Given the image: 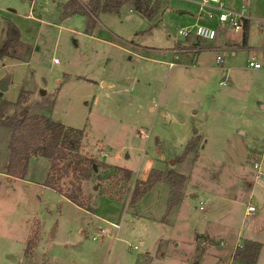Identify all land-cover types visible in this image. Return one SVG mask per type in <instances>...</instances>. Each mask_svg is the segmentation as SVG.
<instances>
[{
    "label": "rangeland",
    "instance_id": "374dc122",
    "mask_svg": "<svg viewBox=\"0 0 264 264\" xmlns=\"http://www.w3.org/2000/svg\"><path fill=\"white\" fill-rule=\"evenodd\" d=\"M3 1L0 8L12 15L33 51L26 62L3 64L7 59L0 56V78L10 74L7 89L0 90V115L17 123L25 115L44 114L83 129L76 149L57 160L67 170H53V175L60 174L55 184L63 191L80 182L88 209L42 184L50 170L44 155L30 154L23 177L5 175L12 128L0 125V264H212L206 255L223 258L222 242L194 235L197 231L220 232L229 242L239 225L254 226L264 240V186L257 185L249 196L247 183L252 161L264 151V73L244 65L250 49L236 48L233 61L242 68L219 84L220 66L229 62L226 46L196 38L201 41L194 54L168 50L183 41L178 26L190 17L178 10L187 6L195 12V0H169L172 8L162 17L167 0H145L144 10H154L153 21L124 9L100 13L97 20L98 11L91 33L84 12L64 19L69 0H35L31 7L30 0ZM224 3L250 15L248 43L256 47L263 39L264 0ZM5 26L6 19L0 44ZM137 43L154 48L137 49ZM28 48L15 44L10 51L27 56ZM195 53L199 65L214 67V74L206 67L195 74L190 66ZM85 158L97 164L94 169L88 163L89 177L80 174ZM76 160L79 167L73 166ZM145 168L156 186L133 200L142 180L136 173ZM170 170L175 175H167ZM216 184L223 185L219 194ZM201 199L203 211L198 210ZM247 202L256 210L242 219ZM32 221L25 253L23 235ZM109 221L120 224L117 237ZM101 228L105 233L93 239Z\"/></svg>",
    "mask_w": 264,
    "mask_h": 264
},
{
    "label": "trees",
    "instance_id": "16d2710c",
    "mask_svg": "<svg viewBox=\"0 0 264 264\" xmlns=\"http://www.w3.org/2000/svg\"><path fill=\"white\" fill-rule=\"evenodd\" d=\"M123 2H130L136 10L148 18H151L154 14V10H144V7L148 5V1L145 0H88L86 4L81 0H69L65 5V12H84L87 16L86 30L87 32H90L96 21L98 11H115ZM75 3L77 4L76 7L74 5ZM247 31L248 20L245 22L243 29V44L246 43ZM15 44H19L21 47L25 46L20 40L18 27L10 19H6L4 38L0 44V56L10 55L13 57H19L15 51H10ZM29 49L30 47L28 48V51ZM9 123L10 122L4 121L0 115V125H9L12 128L8 143L10 153L6 173L11 176L23 177L26 173L27 160L30 154L38 153L44 155L50 159V170L45 176L44 184L55 189L73 203L86 208L81 197L80 182L74 184V188L70 192L63 191L61 188L56 187L55 184L56 178H58L60 174L58 173L56 177L53 175V170H56L57 172L60 169L67 170L66 165L61 166V168L58 167L57 160L67 157L69 150L76 149V142L81 140L83 129L67 126L61 122L48 118L44 114L25 115L20 118L17 123H10L11 125ZM71 137L74 140L73 142L70 141ZM188 150L189 149H187L186 146L183 154ZM89 162L91 165L90 167L93 168V163L89 158H85L82 163L80 174L84 177H89ZM79 165L80 161L78 160L73 164L74 167H79ZM124 171L126 176L130 175L129 169L124 168ZM167 175H175V172L170 170ZM158 177H160V173L158 174ZM155 179L156 178L152 175L151 171L145 180L137 181L134 193L132 194V199H137L141 193L151 187ZM140 184H142L143 187L138 189ZM173 204L175 203H169V206ZM30 238L29 234L25 246V253L28 249ZM260 246L261 244L259 242L247 239L241 248L234 251L233 258L239 257L249 264H254Z\"/></svg>",
    "mask_w": 264,
    "mask_h": 264
},
{
    "label": "crops",
    "instance_id": "0c3cea01",
    "mask_svg": "<svg viewBox=\"0 0 264 264\" xmlns=\"http://www.w3.org/2000/svg\"><path fill=\"white\" fill-rule=\"evenodd\" d=\"M6 1L7 2H10V3L14 2V0H4L3 3L6 2ZM82 1H86L87 2L88 0H82ZM34 2H35V0L34 1L33 0H30V7L34 5ZM194 2L197 3V0H195ZM171 8H172V6L170 5V1L167 0V4L161 10V13H162L161 14V17H162V15H163L164 12L170 11ZM2 9L0 8V36L2 35L3 21H5V19H10L17 26V23L13 19L12 15H10V13L7 10L4 11ZM9 9L12 10V11H15L13 8H9ZM121 9H124L126 11H134V12L138 13L139 15L144 16L141 12H139L138 10H136L134 8V6H132L130 3L123 2L121 4V6L117 10H115V11H99L97 20H99L100 13L115 12L117 14L118 13L120 14ZM40 11H43V10L41 9ZM178 12L179 13H187V14L189 13L190 14V17H188L184 21L183 24H180L178 26V28H180L182 26H186V25H191V24L197 23V22H201V23H205V24L211 25V26L215 27L216 30H217V34H216L215 38L210 39L212 42L213 41L215 42V46H213V47L219 48V47L226 46V47H234L235 48V50H231V51L228 50V54H229L228 60H229V62L228 63H225V64H222L220 66V70L222 72V78L218 81L219 84H225L226 81H227V78L229 77V74H230L229 72H231L232 70L234 71L236 68L240 67V66H236L234 64V61H233V59H234L233 57H235L237 55L236 48H238L239 46L246 47L247 49H250V50L256 49L257 59L262 63L263 67L262 68H258V69H254V68H251V67H247L246 64H244V65L247 68L252 69L254 71V73H256V74L264 73V70H263V68H264V31L262 30L261 25H260V29H261V36L263 34V39H262L261 42L255 44V45H257L255 47V46H253V44L252 45L250 44L251 43L250 39H249V43H248V33H247L246 43L243 44V42H242L243 32L234 30V29L228 27L227 25H224V24L221 25V24H219L215 16L213 18H208L207 16H205L203 10L199 7V5H198L197 10L195 12H192L187 6H182L181 9L178 10ZM27 16L33 17V16H31L30 13H28ZM68 17H69L68 14L65 13L64 19H67ZM144 17L147 18L148 21H153L154 20L153 17L152 18H148L146 16H144ZM161 17H160V19H161ZM41 20H42V18H41ZM155 20H157V19H155ZM38 21H40V20H38ZM58 25L60 26V24H58ZM248 27H250V21H249V19H248ZM18 29H19V37H20L21 42H23V44L25 46H29L30 47L29 52H28L27 56L22 55V56H19V57H13V56H10V55H3L1 57L3 59H7V63L4 62L3 64H9V63H15V62H26L30 58V56L32 54L33 44H31V41H27L26 39H24L22 37V33H21V30H20L19 27H18ZM88 33H91V32H88ZM115 36H118L119 38L121 37L118 34H115ZM100 38L106 39L105 37H102V36H100ZM187 38L189 40H192V42H190ZM196 38H200V37H197L194 34H191L188 37H186L184 39H181L183 41H180L179 45H174V46L170 47L169 49L168 48L167 49L168 50H171L174 53L180 51V52L185 53L187 55L190 54L189 52L193 51V54H194V52L198 50V48H196L195 45L198 44L201 40H203L202 38H201V40H196ZM107 40H109V39H107ZM207 40H209V39H207ZM129 42L130 43H133L132 40H130ZM133 44L135 45V43H133ZM136 46H137V49H139L140 47L141 48H146L145 46H147V48L152 49V50L154 48L153 46L141 45V44L139 45L138 43L136 44ZM249 52H248V54H249ZM137 53H138V51H137ZM193 54L191 55L192 57H193ZM248 54H247V56H248ZM217 55H219V54H216L215 55V61L216 62H219V61L216 60V56ZM143 56L150 57V56H147V55H143ZM54 59H55L54 61H56V58H54ZM221 59H222V57H221ZM168 61H169L168 64L170 62H173L172 60H168ZM190 61L192 63L190 66L193 69H197V70L194 71L196 75H198V73L200 72V70L205 69V67L208 69V72L210 74H214L215 73V68L214 67H211V66L208 67V66H205V65H199V54H197V53H195V58L194 59L192 58ZM240 68H242V67H240ZM190 71L192 72V70H189L186 67L185 72L186 73H190ZM192 75H193V72H192ZM223 79L225 80V82L224 83H220V81L223 80ZM9 80H10V77H9ZM103 84H105L104 81H103ZM110 85H113V83L111 82ZM151 106H150V108H151ZM154 108H155V106H154ZM194 111H195V109L193 110V112ZM67 126H70V125L67 124ZM196 129L194 127V131ZM262 158H264V151L261 152L260 158L257 159L258 161L261 162V167L263 168V159ZM254 162L255 161H252V166L254 165ZM138 172H140V174H141V175H139L140 176L139 178H141L142 180L143 179L145 180V178H147L146 176L148 175V173L146 172V168L144 169V171H137V173L136 172L135 173L138 174ZM4 174L7 175V176H10L9 178H15L16 177V176L8 175L6 172H4ZM247 183L249 185V188H248L249 196H251L254 187H256L257 185H259V186L263 185L264 186V176L257 175L256 169L253 166L252 176L249 177V180H248ZM42 184L47 187V185L44 184V180H43V183ZM155 186L156 185L153 184V186H151V188L149 189V191L151 189L155 188ZM240 186L243 187L242 185H240ZM217 187H219V188H217ZM221 188H223V185L216 184L213 187V190L215 191L214 193L219 194ZM226 189H227V187H225V191L227 193H230V191L229 190H226ZM235 190H236V188H235ZM166 192L168 194V189H166ZM227 196H229V194ZM183 199H184V196H183L182 199L179 198V200H178V202L176 204L179 205ZM201 201L203 203H205V201L201 199V200H199V205L201 204ZM248 204H252V203L247 202V204L245 205L244 211L242 213V219L244 217H246V216H250V215H253L254 214V212L247 214V205ZM199 205H198V210L203 211L205 209V207L202 208V209H200L199 208ZM77 206H79V205H77ZM172 206H175V204H173ZM79 207H81V206H79ZM168 207L170 208V206H168ZM81 208H83V207H81ZM83 209H85V208H83ZM105 221H106V219H105ZM244 221H246V219ZM251 221L254 222V223H256L255 222V218L252 219ZM112 222H114V221H112ZM115 223H117V222H115ZM117 224H118V227H114L113 226L114 229L116 230L115 237H117L118 228L120 226L119 223H117ZM32 225H33V221L29 225V228H26L25 229V233L23 235L24 250H25V246H26V243H27V239L29 237V234L31 233ZM104 233H100L98 236H100V235H102ZM197 233L198 234H203V233L204 234H208V235H206L207 237L208 236L209 237H212L213 236V237H215L217 239H220L221 242H222V251H223V255H224L223 258L219 259V257L216 258V257H214V255H208V254L206 255V254H204L208 258H210V259H207V258L206 259L208 261L211 260L212 261V264H249L248 262H245L244 260H242L239 257L238 258H233V254H234V251L236 250V248L243 246L245 240H247V239L253 240V241H257V242H259L261 244L260 249H259L258 254H257V258H256L254 264H264V240L258 237V230L254 229V226L253 227H250V228H247V229L245 227V229H244L241 225H239L235 239L232 241V239L230 240V238H229V242H227L225 240V237L219 236L220 232L214 233V232L205 230V231H197L194 235H196ZM224 235L227 236V232L224 233ZM21 238H22V236H21ZM162 239H165L167 241L168 239H170V237L162 238ZM175 244H177V243H175ZM183 258H184V255H183ZM202 260L204 262V259H202ZM185 263L186 264H194V263L190 262L189 260H187Z\"/></svg>",
    "mask_w": 264,
    "mask_h": 264
},
{
    "label": "built area",
    "instance_id": "2783aa9c",
    "mask_svg": "<svg viewBox=\"0 0 264 264\" xmlns=\"http://www.w3.org/2000/svg\"><path fill=\"white\" fill-rule=\"evenodd\" d=\"M199 7L203 10L205 16L211 18V16H215L219 24L227 25L228 27L243 32L245 22L250 18L248 13H245L242 9L237 10L234 8L227 7L224 3V0H197ZM215 10V12L213 11ZM262 30L264 31V20H261L260 23ZM179 36L182 38H186L191 34H194L197 37L202 39H213L217 34V30L215 27L197 22L191 25L182 26L178 29ZM228 50H235L234 47H227ZM216 60H221V55L216 56ZM172 65V62H170ZM246 65L248 67L258 69L262 68V63L256 57V50H250L248 56L246 57ZM225 80H221L220 83H224ZM103 154H106L105 152ZM254 167L256 169L257 175L264 176V169L261 167L260 161L254 162ZM199 208H204V203L201 201ZM256 210V206L252 204L247 205V214L253 213ZM109 223L118 227V224L112 221ZM105 229L101 228L99 232H96L92 235L93 239H96L100 233H104Z\"/></svg>",
    "mask_w": 264,
    "mask_h": 264
},
{
    "label": "water",
    "instance_id": "95a60500",
    "mask_svg": "<svg viewBox=\"0 0 264 264\" xmlns=\"http://www.w3.org/2000/svg\"><path fill=\"white\" fill-rule=\"evenodd\" d=\"M10 74L9 72H6L1 78H0V90H6L8 87ZM21 113H24V110L21 111ZM196 129V128H195ZM171 162H173V159H170ZM93 168L97 169V164L93 163ZM94 187H97V184L94 185ZM97 201V197L94 198V202Z\"/></svg>",
    "mask_w": 264,
    "mask_h": 264
}]
</instances>
